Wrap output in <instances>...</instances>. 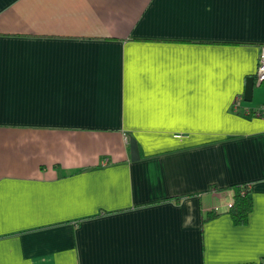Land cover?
I'll list each match as a JSON object with an SVG mask.
<instances>
[{
  "label": "crops",
  "instance_id": "crops-1",
  "mask_svg": "<svg viewBox=\"0 0 264 264\" xmlns=\"http://www.w3.org/2000/svg\"><path fill=\"white\" fill-rule=\"evenodd\" d=\"M262 45L264 0H0V264H262Z\"/></svg>",
  "mask_w": 264,
  "mask_h": 264
},
{
  "label": "trees",
  "instance_id": "trees-1",
  "mask_svg": "<svg viewBox=\"0 0 264 264\" xmlns=\"http://www.w3.org/2000/svg\"><path fill=\"white\" fill-rule=\"evenodd\" d=\"M254 113V112H253ZM179 197H177L178 199ZM253 207V201L250 196V188L247 185H239L234 188V202L229 210L237 224H244L249 219V214ZM220 214V213H219ZM216 212H209L204 217V221L213 219L219 215Z\"/></svg>",
  "mask_w": 264,
  "mask_h": 264
},
{
  "label": "water",
  "instance_id": "water-1",
  "mask_svg": "<svg viewBox=\"0 0 264 264\" xmlns=\"http://www.w3.org/2000/svg\"><path fill=\"white\" fill-rule=\"evenodd\" d=\"M255 86V77L249 76L246 81V88H245V100L252 101L253 99V92ZM130 147H131V158L133 161H137L140 159V150L137 143V140L132 137L130 140Z\"/></svg>",
  "mask_w": 264,
  "mask_h": 264
},
{
  "label": "built area",
  "instance_id": "built-area-1",
  "mask_svg": "<svg viewBox=\"0 0 264 264\" xmlns=\"http://www.w3.org/2000/svg\"><path fill=\"white\" fill-rule=\"evenodd\" d=\"M255 77H256L255 78L256 79V83L258 85L264 84V45H262L261 49H260L259 65H258V69H257ZM240 99L241 98L238 97L235 100L234 105H233L234 110H238V108H239L238 105H239ZM262 264H264V262Z\"/></svg>",
  "mask_w": 264,
  "mask_h": 264
}]
</instances>
